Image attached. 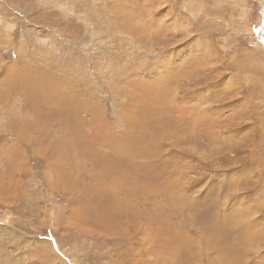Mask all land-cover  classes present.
<instances>
[{
  "label": "rangeland",
  "instance_id": "rangeland-1",
  "mask_svg": "<svg viewBox=\"0 0 264 264\" xmlns=\"http://www.w3.org/2000/svg\"><path fill=\"white\" fill-rule=\"evenodd\" d=\"M0 264H264V0H0Z\"/></svg>",
  "mask_w": 264,
  "mask_h": 264
}]
</instances>
